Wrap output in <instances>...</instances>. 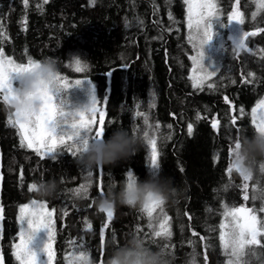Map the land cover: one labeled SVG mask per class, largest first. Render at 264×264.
I'll return each instance as SVG.
<instances>
[{"label":"trees","instance_id":"obj_1","mask_svg":"<svg viewBox=\"0 0 264 264\" xmlns=\"http://www.w3.org/2000/svg\"><path fill=\"white\" fill-rule=\"evenodd\" d=\"M237 7L244 13L245 23L221 27ZM188 8L184 0H48L46 4L29 0L27 5L23 0H0L4 54L19 63L29 56L34 60L54 58L63 78L92 85L99 108L106 113L105 140L117 128L147 129L143 117L135 115L143 112L152 125L161 165L158 170L149 167L146 143L129 159L109 166L88 168L62 149L55 161L41 160L32 150L20 147L18 129L7 124L12 112L0 98V255L5 264L16 262L13 244L19 230V209L32 200L40 201L28 191L29 184L40 180H55L58 185L53 197L41 201L55 209V264H66L65 257L74 248L70 241L84 244L96 264L101 259L104 264L114 248L134 234L143 237L149 247L170 253L172 264H193L194 253L195 264H227L219 239L221 222L229 225L225 231L232 225V218L223 216L225 207L252 208L264 221V213L259 211L264 207V194H256L264 192V174H259L258 183L246 182L247 201L241 188L245 181L227 174L228 146L236 138V128L239 136H251L252 109L264 100V32L250 37L247 44L252 51H241L239 57L232 55L228 35L264 28V9L255 0H239V5L236 0H217L221 20H216V28L228 40L221 47L226 55L217 63V75L200 90L189 79L193 76L190 57L196 52L189 42ZM75 57L86 61L84 72L74 71ZM249 72L254 76L249 77ZM207 83L215 87L209 89ZM233 116L237 117L235 125ZM214 119L220 121L218 129L211 126ZM98 121L99 113L97 125ZM189 123L193 124L191 136L187 134ZM156 124L160 125L158 132ZM128 169L141 180L152 174L172 179L177 194L163 205L171 217L169 240L152 237L149 219L137 209L117 203L111 222L97 211L98 193L102 189L106 194L110 188L119 191ZM89 181L87 196L77 199L73 189ZM154 216H161L159 209ZM88 222L91 230H87ZM106 223L102 243L100 229ZM258 239L264 242V237ZM249 247L255 249V255H245L241 262L264 264V248Z\"/></svg>","mask_w":264,"mask_h":264},{"label":"snow or ice","instance_id":"obj_2","mask_svg":"<svg viewBox=\"0 0 264 264\" xmlns=\"http://www.w3.org/2000/svg\"><path fill=\"white\" fill-rule=\"evenodd\" d=\"M24 4L27 5L29 0H23ZM48 0H44L46 4ZM258 7L264 9V0H255ZM184 3L189 5L188 8V27L192 29L195 27L196 34L189 36V42L192 43L193 50L196 52L194 56H191L190 59L193 62L194 70L199 69L200 73L193 76H189V79L192 81V87L194 89L203 90V86L206 81H210L212 77L216 76L219 72V69L210 70L211 66H206L204 61L206 58L205 46L209 44L214 36L216 35L214 31L212 19L221 20L217 15V0H184ZM237 5H239V0H236ZM195 6V15L197 19L195 20V25H193V13ZM256 13H253L255 17ZM235 22L238 25H243L245 23L244 13L239 10L237 7L236 10L230 12L227 17V23H221V27H228L231 23ZM264 32V28H258L255 31H240V36L238 39H233V47L231 48V53L235 57H239L240 52H251L252 49L249 48L247 40L250 37H254L259 33ZM36 64V60L32 57H28L27 63H16L11 57L5 56L3 48H0V94H2V100L5 104H10L11 101L15 98L14 88H13V79L14 73H18L22 70H28ZM87 65L84 64L81 66V62L76 60L74 62V71L77 73L84 72L87 69ZM249 77H253L254 73L249 72L247 74ZM61 76V74H60ZM62 84L64 87H67L64 84V78L61 76ZM250 82V81H247ZM76 85L81 86L83 81L76 80ZM207 87L212 89L215 87L213 83H207ZM42 106L39 115H37L34 120L32 118L21 119L18 114L11 113L7 124L11 127L18 129V136L20 137V147L27 148L32 150L41 160H44L46 157L56 160L61 152L58 149H62L67 153H70L73 157L79 152V144L77 141L82 143H87L89 139H103L106 134V113L103 112L97 105L100 103L97 96L95 95V89H91L90 93V103L85 107V110H78L75 113H71L72 122L70 125H67L73 129H79L84 132V135L81 136L79 133L76 135H58L51 127L50 123L53 121L57 114L58 108L56 104L55 97L51 96L47 91L41 93ZM225 101H228V98L225 97ZM258 109H264V100L260 101L256 107L252 109L253 119L252 124L254 125V131L264 132V112L257 117L256 113ZM240 113L243 114L244 110L241 108ZM97 113H99V121L97 125ZM69 115V113H65ZM136 116L143 117V124L147 129L151 130L152 125L149 123L147 115L143 112H137ZM13 117H15L13 119ZM237 117L233 116L231 118V123L236 124ZM107 123H111L108 121ZM213 129H218L220 126V121L214 119L211 122ZM156 129H159L160 125L156 124ZM172 125H168V128H171ZM136 131V128H133V132ZM236 138L234 141L229 143L228 154H229V165L227 168V174L230 177L233 173V164L231 161V155L233 151V145L239 148V128H236ZM187 134L191 136L193 134V124L189 123L187 125ZM146 137V144L150 147V168L152 170H158L160 167V153L157 150V140L154 135L153 138L147 139L148 131L144 133ZM71 142V143H69ZM75 149V150H73ZM261 171H264V164L261 166ZM126 177H131L134 175V172L130 169L126 170ZM21 171V177H22ZM87 175L91 177L93 172L89 170ZM2 179V176H0ZM247 177L243 178V183L241 185L242 190L244 191L243 199L247 201L249 196L247 194V189L249 187ZM91 187V181L88 184H81L78 188L73 189V192L79 194L81 192L85 193L87 196L88 189ZM36 188L35 183L28 185V191L33 192ZM99 195H104L103 190L98 193ZM253 200L256 199L255 194L253 195ZM32 210H30L29 204H24L20 206L19 217L18 219L21 222L20 230V241L18 244L13 245L15 252L13 253L16 260L19 261V264H38V257L35 252H33L29 245L32 243L33 237L36 233L41 230H47V242L42 249L46 254L47 260L46 264H53L55 260V251L53 250V241L55 237V224L56 220L53 218L55 214V209H49L47 202H41L32 200L31 201ZM38 206V207H37ZM160 210L161 216L156 227V231L151 233L152 237L160 238L162 240H169L172 236L170 220L171 217L163 210V202L156 203L154 202L151 206H146V209L143 212L148 219H151L154 216V213L157 210ZM260 212L264 213V207L259 209ZM67 211L64 212L66 216ZM106 214L107 221L111 222L114 217V211H108ZM224 217L232 218V225L228 231L224 229L229 228V225L221 222L220 235L219 239L221 241V247L224 250L225 256L227 259V264H241L242 257L245 255H255V249L249 246H259L264 248V242L258 237H264V221H261L257 218V215L254 213L252 208L245 207H233L228 209L225 207L223 212ZM190 218V217H189ZM3 219V208L0 207V220ZM27 223V228L23 227L24 223ZM107 223L100 229V239L103 243L104 239V229L107 227ZM153 224L148 223V227L153 228ZM92 225L90 222L87 223V230H91ZM140 231V229H137ZM197 235V233H193ZM203 236L200 237V240H204ZM156 241L153 240V243ZM74 245L73 251L69 254L70 257L75 253H79L80 256H83L84 253L91 254L89 249H86V246L82 243H77L75 241H70ZM191 243V241H189ZM169 245L165 243L163 248L167 249ZM102 256V253H101ZM2 260V257H0ZM207 260V256H205ZM66 264H71L68 256L65 257ZM100 264H103L101 259ZM193 264H195V253L193 254ZM243 264H247V261H243Z\"/></svg>","mask_w":264,"mask_h":264},{"label":"clouds","instance_id":"obj_3","mask_svg":"<svg viewBox=\"0 0 264 264\" xmlns=\"http://www.w3.org/2000/svg\"><path fill=\"white\" fill-rule=\"evenodd\" d=\"M83 66L86 61L75 57ZM15 81L13 83L15 98L7 108L14 114H18L21 119L34 118L39 115L42 98L41 93L47 91L55 97L58 108L56 118L51 121L50 127L58 135H79L84 132L79 129H73L67 125L72 122L71 113L81 109L66 110L67 99L57 102L61 93H66L68 89L63 86L60 76V67L54 58H44L36 60V64L28 69L14 73ZM85 110V108L83 109ZM69 115H65V113ZM15 118V117H14ZM145 131H148L147 139L153 138L151 130L138 129L131 132L125 128L115 129L111 136L103 139H89L87 143L77 141L79 152L76 154L78 162L88 168L115 165L118 161L127 160L133 156L139 147L146 143ZM158 132L159 130L156 129ZM239 148L233 145L231 161L233 164V173L240 178H248V182H259L261 165L264 164V132L254 131L251 136H239ZM150 167V165H149ZM161 168V165L159 169ZM36 188L33 193L40 201L53 197L57 191L55 180H40L35 182ZM177 194L172 186V179L160 175H149L147 179L141 180L137 175L130 178L126 177L120 182L119 191L110 188L96 202V209L100 213H107L114 209L118 203L122 206L144 211L146 206H151L154 202H163L165 205ZM257 195L264 194L258 192ZM77 199H83L85 193H74ZM159 216H153L149 223L153 224L152 231H156L155 224L159 222ZM71 264H96V261L89 253L80 256L75 253L69 257ZM104 264H172L170 253L164 249H154L149 247L143 237L132 235L126 243L114 248L111 254L106 258Z\"/></svg>","mask_w":264,"mask_h":264},{"label":"rangeland","instance_id":"obj_4","mask_svg":"<svg viewBox=\"0 0 264 264\" xmlns=\"http://www.w3.org/2000/svg\"><path fill=\"white\" fill-rule=\"evenodd\" d=\"M188 7H189V5H188ZM193 7H194V13H193L192 20H193V25H195V20L197 19V17L195 15V6H193ZM211 22L213 23L214 31H215L216 35L214 36L213 40L205 46L206 58H205L204 63L206 66H211L210 70H215L218 68L217 63L220 61L222 56L226 55L224 50L221 47L223 44L228 42V40L224 35H222V31L218 30L216 28V19H212ZM234 28L237 29L236 27H234ZM190 32H191V35H195L196 34L195 27L190 29ZM239 36H240V33L231 32L228 35V38L232 37L233 39H238ZM232 45H233V41H232ZM7 56L9 57V55H7ZM13 61H15V60H13ZM15 62L19 63L17 61H15ZM25 63H27V61ZM192 73H193V75L203 74V73H200L199 69L194 70V65L192 68ZM214 77H212L211 80ZM76 80L77 79L64 78L63 82H64V84L67 85V87H65V89H68V90L66 91V93L60 94V96L57 99V102H59V100L66 98L68 101V104L66 105V110H72V109L83 110L90 103V93H91V89H93L92 85L83 81L82 85L78 86L75 83ZM14 82L15 81H13V83ZM97 107L99 108V104L97 105ZM261 112H264V109H258L256 116L258 117L261 114ZM97 116H98V113H97ZM96 119H97V117H96ZM25 204H29L30 210H32L31 201L28 203H25ZM18 217H19V213H18ZM18 222H19V230L17 232V240L15 241V243L13 245L18 244L20 241V235L19 234H20V230H21L22 225H21V222L19 219H18ZM23 227L27 228L26 222L24 223ZM46 242H47V230L45 229V230H41L38 233H36L35 236L33 237L32 243L29 245L30 249L37 254L38 264H46L47 257H46V254L42 251ZM53 250H54V241H53ZM14 252H15V248H14ZM14 258H15V256H14ZM15 261L16 262L14 264H19V261H17L16 258H15ZM53 264H55V260L53 261ZM241 264H243V261L241 262Z\"/></svg>","mask_w":264,"mask_h":264},{"label":"water","instance_id":"obj_5","mask_svg":"<svg viewBox=\"0 0 264 264\" xmlns=\"http://www.w3.org/2000/svg\"><path fill=\"white\" fill-rule=\"evenodd\" d=\"M0 176H2L1 173H0ZM0 180H1V179H0ZM0 222H2V220H0ZM0 257H2V260H0V264H5L4 255L1 254Z\"/></svg>","mask_w":264,"mask_h":264},{"label":"flooded vegetation","instance_id":"obj_6","mask_svg":"<svg viewBox=\"0 0 264 264\" xmlns=\"http://www.w3.org/2000/svg\"><path fill=\"white\" fill-rule=\"evenodd\" d=\"M9 57H11L13 60H15L12 56L9 55ZM16 61V60H15Z\"/></svg>","mask_w":264,"mask_h":264}]
</instances>
